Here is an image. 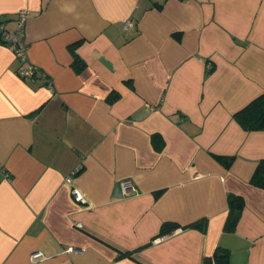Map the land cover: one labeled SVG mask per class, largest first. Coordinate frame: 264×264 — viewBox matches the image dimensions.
Instances as JSON below:
<instances>
[{
  "label": "crops",
  "instance_id": "crops-1",
  "mask_svg": "<svg viewBox=\"0 0 264 264\" xmlns=\"http://www.w3.org/2000/svg\"><path fill=\"white\" fill-rule=\"evenodd\" d=\"M23 9L53 91L0 45V264H202L217 247L264 264V131L234 119L264 94V0H0V21Z\"/></svg>",
  "mask_w": 264,
  "mask_h": 264
},
{
  "label": "trees",
  "instance_id": "trees-1",
  "mask_svg": "<svg viewBox=\"0 0 264 264\" xmlns=\"http://www.w3.org/2000/svg\"><path fill=\"white\" fill-rule=\"evenodd\" d=\"M234 119L245 131H264V94L254 99L244 109L236 113ZM216 160L226 169L233 163L232 157H216ZM250 184L254 187L264 189V161L259 162L250 179ZM227 203L228 215L224 224V230L232 232L241 217L244 201L238 195L228 194ZM188 227L199 228L204 231L206 228V220L192 223ZM175 228L176 225L174 224L164 223L161 226L160 235H165ZM120 252L121 257L130 254L129 251ZM202 264H231L229 252L226 249L217 247L214 254L211 257L205 258Z\"/></svg>",
  "mask_w": 264,
  "mask_h": 264
},
{
  "label": "built area",
  "instance_id": "built-area-1",
  "mask_svg": "<svg viewBox=\"0 0 264 264\" xmlns=\"http://www.w3.org/2000/svg\"><path fill=\"white\" fill-rule=\"evenodd\" d=\"M28 17V11L23 9L20 10L16 19L14 20V27L9 28L7 23L0 21V45L8 48L14 54L15 58L19 61V68L16 74L19 78L24 81H32L39 85L47 88L49 91H53L52 84L49 82L47 77L36 68L27 63L26 57V44L24 41V27ZM133 26L132 21H126L124 28ZM80 169L75 170L71 175L65 178V183L69 186L72 199L79 205L87 204V201L82 194L81 190L75 185V175ZM0 176L8 178L7 172L0 167ZM135 188L133 182L130 179H124L120 182V194L122 197H127L130 193H134ZM71 250V249H69ZM44 258L42 253L36 252L32 254L31 260H38Z\"/></svg>",
  "mask_w": 264,
  "mask_h": 264
}]
</instances>
